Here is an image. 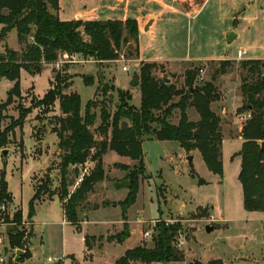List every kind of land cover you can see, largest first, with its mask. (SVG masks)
I'll return each instance as SVG.
<instances>
[{
	"label": "rangeland",
	"instance_id": "obj_1",
	"mask_svg": "<svg viewBox=\"0 0 264 264\" xmlns=\"http://www.w3.org/2000/svg\"><path fill=\"white\" fill-rule=\"evenodd\" d=\"M75 3L83 7L86 2L62 0V7L68 10ZM226 6L229 8L228 3ZM221 11L218 0H210L200 16L183 19L179 29L164 28L163 31L160 30L162 32L159 31L157 37L162 40L163 32L168 33L171 39L167 46H171L173 53L179 57L186 54L193 58L195 55L211 53L236 55L240 46L242 50L249 48L247 38L242 34L241 40H236L232 46L227 47L223 31L225 27L232 25V14L227 10ZM17 39L16 29L13 28L3 40H0V50L4 52L5 45L15 46ZM79 55L76 57L77 61L68 63L62 73L72 76L73 79H69L71 84L69 88L80 94L82 113L85 112L91 98L105 99L111 112L116 110L119 94L116 90L110 91L109 96H103L102 91L97 93L99 76L103 82H109L128 92L132 96L130 104L140 106L139 88L133 87L130 80L140 72L141 64L120 56L107 69L104 63L98 66L90 57ZM248 55L250 53L245 56ZM229 60L231 64L226 67L223 74L219 73L221 60L182 61L179 63V70L175 71L163 63L164 69L158 67L155 72L157 77L165 76L179 88L186 87V72L193 66H200L204 70L199 71L195 85H203L214 80L222 97L219 102L213 104V109L222 116L221 128L224 138L222 178L208 169L199 150L188 151L174 140L144 138L145 170L140 168L138 160L119 155L117 157L115 151H108L103 157L106 178L98 182L86 194L85 201L78 206L79 218L75 225L79 234L71 233L69 228L61 224L63 203L58 196L54 195L53 200H39L33 216L35 224L31 238L32 256L24 257L19 264H102L105 263L106 257L118 256L125 247L153 246L154 238L159 232L158 224L162 220L177 224L181 236L184 237L183 243L178 242V248L185 254L184 260L168 264H207L210 261H221L222 264H264V212L248 211L244 208L243 191L238 177L240 163L234 158L241 157L237 154L238 151L235 152L240 147L239 139L234 137L237 135L238 124H244L248 115L250 116L249 112L237 113V109L243 104L241 83L246 73L240 67V60ZM158 64L161 66L162 63ZM124 66L128 67L127 71L123 70ZM62 67L63 64L60 68ZM57 70L59 68L55 63H44L41 71L35 75L21 70V96H16L14 102L8 105L4 111L6 117L0 123L2 131L12 119L19 117L20 106L32 108L24 127L22 129L17 127L14 133L9 134V141L0 144V177L5 174L8 189L13 196V202L4 210L0 209V257L5 259L2 264H12L16 261L15 248L9 245L8 251L5 250L7 244L5 226L8 225L4 222L5 217L12 219L16 210L21 208L23 211L21 225L27 234L32 223V218L29 217V202L35 194V184L40 185L50 179L49 187L52 190L59 191L61 188L60 180L56 178L60 174L62 152L59 138L52 131L58 115L61 114L59 102L57 101L56 108L48 113L44 112L43 107H36V102L51 89ZM84 77L89 79L93 77V81L87 83ZM137 86L139 87V84ZM12 87V80L6 77L0 80V103L8 99ZM178 98L176 97V100ZM239 102L240 106L237 107ZM224 109L227 117H223ZM97 113L93 130L100 123L99 108ZM189 115L193 119H199V114L194 108L189 109ZM179 116L180 110L176 109L172 121L177 122ZM234 116L241 118L242 121L234 124ZM97 138L100 136L97 135ZM4 150H7L6 155L3 153ZM123 164H128L129 169H123ZM86 166L88 173L94 163L87 162ZM76 167L79 169L78 175L73 172ZM76 167L69 168L71 176L75 179L69 187V193L75 191L81 183L77 181L84 169L82 165ZM133 170L139 173V190L136 201L123 216L119 203L128 192L125 176ZM44 197L49 195L45 194ZM98 209L104 210L94 213L96 221L110 222L104 228L90 223L91 230L87 237L90 245H97V238H100L101 245L106 244L105 237L110 241H118L117 237L125 227L129 228L131 234L122 244L116 246L110 244L103 252L94 249L91 260L86 255L80 231L83 230V223L90 213ZM46 220H54L57 223L44 224ZM208 224L214 227L213 230H207ZM91 231L96 234L90 235ZM146 232L150 235H146ZM65 249L76 253L77 263L69 259L60 261L64 259Z\"/></svg>",
	"mask_w": 264,
	"mask_h": 264
},
{
	"label": "trees",
	"instance_id": "obj_2",
	"mask_svg": "<svg viewBox=\"0 0 264 264\" xmlns=\"http://www.w3.org/2000/svg\"><path fill=\"white\" fill-rule=\"evenodd\" d=\"M59 9V0H0V40L15 28L18 42L21 44L20 50L7 46L4 52H0V80L6 77L14 81L8 99L0 103V123L6 117L4 111L8 105L14 102L16 96H21V69L35 74L41 70L44 63L56 62L64 52L86 55L98 66L103 63L105 66L112 64L120 56L137 63L139 28L135 18L62 20L58 14ZM219 63V73L223 74L231 61L226 59ZM239 63L246 74L241 83L243 104L237 109V113L249 112L250 116L245 120L241 131L244 141L237 152L241 156L238 177L243 190L244 208L248 211H264V150L261 149V143L264 141V60L243 59ZM67 64L64 63V68L56 71L51 89L36 102V107H43L45 113L53 111L56 102H59L61 114L58 115L52 131L59 138L62 152L60 174L56 178L60 180L61 188L59 191L52 190L49 187L50 179L40 185L35 184V194L29 202L30 218L34 216L39 200L53 199L54 195H57L63 203L67 219L76 224L79 218L78 206L85 201L86 194L106 178L104 155L110 150L115 151L119 155L138 160L143 170L145 137L174 140L188 151L199 150L208 169L222 176V117L212 108V104L221 99V93L214 80L195 85L200 66L187 70L186 87L179 88L174 82L167 81L165 76L155 75L158 67L162 69L157 62L142 61L140 72L136 74L141 92L139 107L129 103L132 96L128 92L114 84L103 82L99 76L97 93L102 91L103 96H109L108 93L112 90L118 92L119 102L116 110L111 112L105 99L91 98L82 113L80 94L69 88V79L72 76L62 73ZM84 79L87 83L93 81V77ZM176 97L179 98L176 100ZM190 107L199 114L198 120L190 119ZM98 108L100 123L93 130ZM176 109L180 110L177 122L172 121ZM31 111V107L20 106L19 117L12 119L10 124L0 131L1 145L9 141V134L14 133L17 127H24ZM97 135L100 138H97ZM87 162H93V168L84 175L75 191L69 193V187L75 181L69 168L76 165L85 167ZM123 169H129V165L123 164ZM134 171L136 170L125 176L128 193L119 203L123 216L136 201L139 190V173ZM73 172L78 175V167L74 168ZM45 194L49 197H44ZM12 202L13 196L3 173L0 177V206L5 204L7 207ZM22 221L21 208L16 210L12 219L8 216L4 219V222L8 223L9 245L25 250L12 264H19L24 257L31 256L29 243L33 235V224L31 223L26 234L21 225ZM179 229L177 224L160 221L153 246L128 249L115 264H133L137 261L168 264L184 260L185 254L178 248ZM119 235V242L126 239L130 235L129 228L125 227ZM86 241L89 244L87 238ZM207 264L222 262L210 261Z\"/></svg>",
	"mask_w": 264,
	"mask_h": 264
},
{
	"label": "crops",
	"instance_id": "obj_3",
	"mask_svg": "<svg viewBox=\"0 0 264 264\" xmlns=\"http://www.w3.org/2000/svg\"><path fill=\"white\" fill-rule=\"evenodd\" d=\"M209 1L210 0H85L86 3L84 4L83 7L75 3L74 5L70 6V9L65 10L62 7V0H59L60 9H59L58 14H59L60 19L62 20H72V19L126 20L127 18H135L138 21V28H139V33H138L139 58L137 59V64H140L142 61L157 62V63H162L160 65L164 69V66H163V63H164L168 68L175 71V70H179L180 68L179 63H181L182 61H185V62L205 61L206 62V61H215V60H224V59H233V60L263 59L264 60V0H226V1L218 0L222 11L224 12V10H227V11H230L232 14V18H231L232 25L225 27V30L223 31V38H224L225 43H227V47L229 48L230 46H232V44L236 40H239V39L241 40L242 34L244 37L247 38L246 40L249 44V48L247 49L243 48L245 50V54L242 57L238 56V51L242 48V46L238 48L236 55H230L229 53H226V54L211 53V54H205V55H195L193 58L189 57L186 54L184 56L179 57L175 53H173V48L171 46L169 45L167 46V42H169V39H171L168 37V33L164 34L163 32L162 40L158 39L157 35L160 30L163 31L164 28L166 30H168L169 28L179 29L181 27V24H183V19H186V18L190 19V18L200 16L203 13V11L206 9V5ZM227 3L229 4V8H226ZM5 46L7 47L8 45H5ZM8 47L14 50H20L21 44L18 42V39H17V44L15 46H8ZM0 52H3V51L0 50ZM249 53L250 55L245 56L246 54H249ZM111 65L112 64L108 63L106 66L107 69L110 68ZM21 70H25V69H21ZM28 73L31 75H35L38 72L35 74H32L30 72ZM13 85H14V81H13ZM135 87L139 88L138 86H135ZM122 88L128 89L127 87H122ZM139 93H140V98H141L140 88H139ZM240 98H241L240 101H242V96ZM240 103L241 102H239L237 107L240 106ZM213 104H212V108H213ZM190 108H193V107H190ZM190 108H188V114H189ZM223 114H224L223 117L228 116V114H226L225 112V109L223 110ZM190 119L198 120V119H193L191 117ZM238 121H242V119L237 116H234V124L236 122L239 123ZM242 127H243V124H238L237 135L234 136L235 138H238L240 142V147L235 152L241 149L243 141H244L243 137L241 136ZM223 142H224V138H223ZM222 147H223V144H222ZM115 155H117L118 157L119 154L117 153ZM119 156L123 158H129V157L122 156V155H119ZM234 158L237 161H239L240 169H241V157H234ZM223 159L224 158H223V151H222V160ZM240 169H239V172H240ZM219 178H222V177L219 176ZM102 210L104 209H100V210L98 209V210H94L93 212H91L88 218L83 223L84 225L83 230L80 231V233L82 234L81 241L84 244L86 255L91 260L93 257L92 251L94 249L97 248L103 252L104 248H106L108 245L113 244L114 246H116L119 243L122 244V242L125 241V239L121 242L110 241L107 237H105L107 245L106 244L101 245L100 238L96 239V241H98L97 245H94V244L90 245L86 242V238L88 237L89 231L91 230L90 223L95 224V225H100L102 228H104L105 225H107L110 222L106 220L96 221V217L94 213L96 211L98 212ZM61 212H62L61 224L69 228L70 229L69 231L71 233L79 234V231L76 229L77 226L75 224H72L67 219L63 204L61 206ZM261 212H264V211H261ZM31 220L33 224V233H34L35 220L33 217ZM100 221H102V223H100ZM56 223L57 221H54V220L44 221V224H48V225H54ZM5 227H6L5 236L7 238V244L5 245V250L8 251L9 242H8L7 226ZM129 227H130V223H129ZM95 234L96 233H93L92 231L90 232V235H95ZM131 248L133 247H125L124 249L120 251L118 256H115L113 258L106 257L105 263H102V264H115L116 260L120 258L122 255H124V252H126L128 249H131ZM32 249H33V245H31V239H30L29 251L31 252V256H32ZM17 250L18 248H15L14 250L15 253L17 252ZM24 253H25V250H24ZM63 258L64 259L60 260L61 262H63V260L69 259L77 263L76 253L72 250L65 249V251L63 252ZM2 263L3 262H0V264ZM140 263L143 264L144 262L137 261L133 264H140ZM157 264H161V263H157Z\"/></svg>",
	"mask_w": 264,
	"mask_h": 264
},
{
	"label": "built area",
	"instance_id": "obj_4",
	"mask_svg": "<svg viewBox=\"0 0 264 264\" xmlns=\"http://www.w3.org/2000/svg\"><path fill=\"white\" fill-rule=\"evenodd\" d=\"M244 54H245V50L240 49V50L238 51V56L242 57ZM77 56L79 57L80 55H79V54H73V53L64 52V53H61V54L59 55V58H58L57 61L54 62V63H55V65L59 68V70H60V69H61V68H60L61 64L64 65V63L76 62V61H77V58H76ZM91 59H92V58H91ZM123 70H124V71H127V70H128V67H127V66H124V67H123ZM202 71H203V69H201V72H202ZM83 169H84V170H83L81 176L78 178L77 183L82 182L84 175L87 173L88 167L85 166V167H83ZM5 208H6V205H5V204L2 205V206H0V209H2V210H4ZM166 222H167L168 224L170 223L169 221H166ZM146 235H150V233H149V232H146ZM179 235H180V236H179ZM183 239H184V237L181 236V234H180V232H179V234H178V242H179V243H183ZM0 262H4V258H3V257L0 258Z\"/></svg>",
	"mask_w": 264,
	"mask_h": 264
},
{
	"label": "water",
	"instance_id": "obj_5",
	"mask_svg": "<svg viewBox=\"0 0 264 264\" xmlns=\"http://www.w3.org/2000/svg\"><path fill=\"white\" fill-rule=\"evenodd\" d=\"M166 80L169 81L168 78H166ZM130 84L132 86H137L139 84V79L136 78V77L135 78H132V80L130 81ZM195 133L197 134V131ZM261 149L264 150V141L261 143ZM6 152H7V150H4L3 151V153L5 155H6ZM189 157H191V156H189ZM206 228H207L208 231H211V230H213L214 227L208 224ZM23 253H24V250L18 249L17 252H16L15 260L17 261L18 258L20 257V255H22Z\"/></svg>",
	"mask_w": 264,
	"mask_h": 264
}]
</instances>
